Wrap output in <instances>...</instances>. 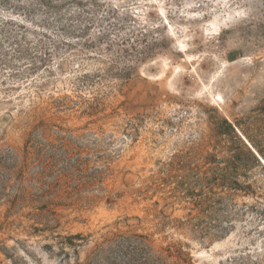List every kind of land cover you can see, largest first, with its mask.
<instances>
[{
	"label": "rangeland",
	"instance_id": "1",
	"mask_svg": "<svg viewBox=\"0 0 264 264\" xmlns=\"http://www.w3.org/2000/svg\"><path fill=\"white\" fill-rule=\"evenodd\" d=\"M264 0H0V264H264Z\"/></svg>",
	"mask_w": 264,
	"mask_h": 264
},
{
	"label": "bare ground",
	"instance_id": "2",
	"mask_svg": "<svg viewBox=\"0 0 264 264\" xmlns=\"http://www.w3.org/2000/svg\"><path fill=\"white\" fill-rule=\"evenodd\" d=\"M261 160L264 162V159L261 158Z\"/></svg>",
	"mask_w": 264,
	"mask_h": 264
}]
</instances>
